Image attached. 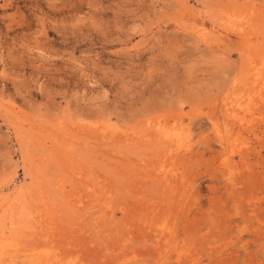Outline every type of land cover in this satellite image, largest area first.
<instances>
[{"label": "rangeland", "instance_id": "1", "mask_svg": "<svg viewBox=\"0 0 264 264\" xmlns=\"http://www.w3.org/2000/svg\"><path fill=\"white\" fill-rule=\"evenodd\" d=\"M0 264H264V0H0Z\"/></svg>", "mask_w": 264, "mask_h": 264}]
</instances>
